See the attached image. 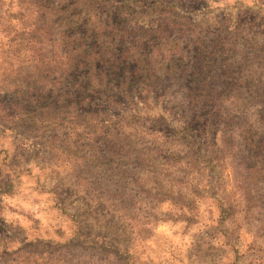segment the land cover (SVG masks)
<instances>
[{"label": "rangeland", "instance_id": "rangeland-1", "mask_svg": "<svg viewBox=\"0 0 264 264\" xmlns=\"http://www.w3.org/2000/svg\"><path fill=\"white\" fill-rule=\"evenodd\" d=\"M76 57L87 128L0 120V264H264V0H0V72Z\"/></svg>", "mask_w": 264, "mask_h": 264}, {"label": "trees", "instance_id": "trees-1", "mask_svg": "<svg viewBox=\"0 0 264 264\" xmlns=\"http://www.w3.org/2000/svg\"><path fill=\"white\" fill-rule=\"evenodd\" d=\"M32 21L34 23L29 25L33 27L32 32H34L36 31L37 18L32 19ZM23 30L24 29H22L21 32H24ZM29 34L31 33L29 32ZM8 50L10 53L16 54L17 56H22L23 59L25 58L24 55L20 54L19 49L10 48ZM79 52L85 60L89 58V55H86L84 52H82L80 47H72V45L69 51L63 53V56L69 57L70 54H76ZM30 57L32 56L30 55ZM41 58L51 63L50 60L46 58L45 53L41 55ZM44 60H42L40 65L36 63L37 66L32 67L33 72L30 76H27L29 74L28 69L30 66L27 67L26 65H20L16 69H10L9 67L2 68V71L0 72V84L1 86L7 87V92L15 98L14 101L5 102L1 101L0 96V120L6 127L13 130L27 124L36 131L47 128L70 126L87 128V126L90 124V120H94L93 118L95 116V114L88 109V97L82 95L76 96V92H73V90L72 92L68 91V93L65 95L60 94L59 96H56L57 86L59 87L61 83H64L67 85L70 84L69 86L72 87L74 85L73 84L71 86V77H73V71H77L82 66H87V64H85L84 61H79L77 57L73 60H70L69 65L58 69V77L46 85L47 81H45L42 77V75L45 73L43 71L49 69L51 70L53 68L49 67V65H45L43 62ZM91 71L92 70L89 69L84 74L85 92L90 93L91 90L92 93V91L95 90L94 86L104 89L106 81H100V79H96L97 82L93 83L92 78H90ZM15 73L17 75L15 76L16 79L14 78V81L18 80L20 81L19 83L8 79V77L12 78V75H15ZM48 74H51V72ZM20 75H25L23 77V81L20 79ZM44 82L46 84L41 85ZM77 89H81V86L77 87ZM254 147L255 148L252 149L251 165L247 169V173H250V176L253 175L252 179H257L259 177L261 178L262 168L264 166V151L261 149L262 146H260V148L259 146ZM253 159L257 162L252 167ZM73 246L77 247V251H85V248L82 245H80L79 248L76 244ZM97 250L99 251V258L109 253L104 247L97 248ZM52 254L53 253L49 252L47 255ZM57 257L58 256H55L49 261V263L46 264H93L79 261L76 259L77 257L68 261ZM99 262L103 263L102 260Z\"/></svg>", "mask_w": 264, "mask_h": 264}]
</instances>
